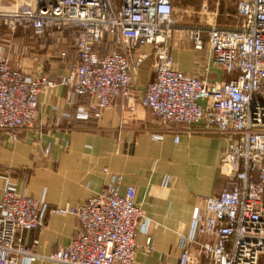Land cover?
<instances>
[{"label": "built area", "instance_id": "1", "mask_svg": "<svg viewBox=\"0 0 264 264\" xmlns=\"http://www.w3.org/2000/svg\"><path fill=\"white\" fill-rule=\"evenodd\" d=\"M234 28H189L196 50L207 36L213 62L228 79L210 83L174 69L168 40L176 21L171 0H28L22 10L0 11V27L29 31L60 42L67 33L72 63L57 82L28 78L9 66L0 47V133L16 138L37 113V95L62 85L80 100L75 118L96 120L116 97L129 99L133 44L151 45L155 79L139 97L162 126L196 125L225 135L220 158L225 184L193 209L189 233L181 239L177 264H264V0H233ZM202 12L217 17L207 4ZM61 59L67 50L58 53ZM47 153V148L43 150ZM103 172H106L103 170ZM117 174L75 207L51 210L73 216L78 232L55 252L37 255L16 233L40 229L42 200L17 194L4 180L0 190V264H135L141 209L135 189ZM145 248L152 251L150 238Z\"/></svg>", "mask_w": 264, "mask_h": 264}, {"label": "crops", "instance_id": "2", "mask_svg": "<svg viewBox=\"0 0 264 264\" xmlns=\"http://www.w3.org/2000/svg\"><path fill=\"white\" fill-rule=\"evenodd\" d=\"M180 2L176 13L179 0H171L176 26L168 45L174 69L210 83L228 79L211 58L205 32L200 50L189 37L190 27L205 29L213 21L202 12L204 2L198 10L188 0ZM29 37L17 41L15 56L7 59L9 66L28 78L44 76L57 82L73 62L67 35L60 42ZM61 50L68 51L66 59L58 56ZM129 57L142 58L132 73L131 97L114 98L96 120H77L75 107L80 100L58 85L38 93L37 113L29 129L16 138L0 133V190L6 179L17 194L43 201L38 213L43 226L16 233L19 244L37 255L55 252L79 230L73 216L51 210L84 203L104 188L109 175L117 174L122 179L120 194L124 186L135 189V203L143 213L135 237V264H177L193 209L225 184L220 175L225 135L196 125L162 126L139 102L155 79L152 47L135 43ZM147 238L153 247L150 252L145 248Z\"/></svg>", "mask_w": 264, "mask_h": 264}, {"label": "rangeland", "instance_id": "3", "mask_svg": "<svg viewBox=\"0 0 264 264\" xmlns=\"http://www.w3.org/2000/svg\"><path fill=\"white\" fill-rule=\"evenodd\" d=\"M28 0H0V11H12V10H22L26 8V3ZM207 4L209 6L210 11L217 12V17H213L212 14H209L211 20L210 26L217 25L222 28H234L238 26L239 20L235 17L234 13V1L233 0H188L189 5H193L192 8L198 10L201 7V3ZM203 4V5H204ZM202 5V6H203ZM175 12L177 13L180 11L182 7V3L179 0V4L175 6ZM199 7V8H198ZM198 8V9H197ZM175 12L173 14V19L175 20ZM228 15L232 19L226 18L225 16ZM222 16V17H221ZM223 18V20H222ZM215 21V23H214ZM221 23L224 24H220ZM223 21V22H222ZM194 25V24H193ZM196 27V26H192ZM191 28V27H190ZM32 34L29 31H23L21 29H15L14 31L10 32L4 27H0V47L2 48V52L4 56L7 57H14L17 50H18V42L20 38L24 37V39L29 40V35Z\"/></svg>", "mask_w": 264, "mask_h": 264}, {"label": "trees", "instance_id": "4", "mask_svg": "<svg viewBox=\"0 0 264 264\" xmlns=\"http://www.w3.org/2000/svg\"><path fill=\"white\" fill-rule=\"evenodd\" d=\"M234 13H235V16L237 15V13H236V6H235V3H234ZM66 35H67V33H65ZM54 41V40H53Z\"/></svg>", "mask_w": 264, "mask_h": 264}]
</instances>
